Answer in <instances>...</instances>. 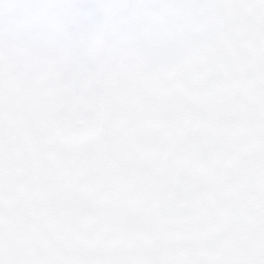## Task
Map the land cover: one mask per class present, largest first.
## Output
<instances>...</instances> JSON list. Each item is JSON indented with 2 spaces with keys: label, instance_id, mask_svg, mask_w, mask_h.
Segmentation results:
<instances>
[{
  "label": "snow or ice",
  "instance_id": "snow-or-ice-1",
  "mask_svg": "<svg viewBox=\"0 0 264 264\" xmlns=\"http://www.w3.org/2000/svg\"><path fill=\"white\" fill-rule=\"evenodd\" d=\"M0 264H264V0H0Z\"/></svg>",
  "mask_w": 264,
  "mask_h": 264
}]
</instances>
